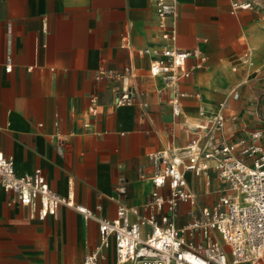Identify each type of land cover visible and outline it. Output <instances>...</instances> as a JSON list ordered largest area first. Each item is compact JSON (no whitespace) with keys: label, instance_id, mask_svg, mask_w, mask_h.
<instances>
[{"label":"crops","instance_id":"obj_1","mask_svg":"<svg viewBox=\"0 0 264 264\" xmlns=\"http://www.w3.org/2000/svg\"><path fill=\"white\" fill-rule=\"evenodd\" d=\"M154 1L0 0V151L18 174L40 168L55 192L106 218L119 205L142 207L155 189L168 194L152 183L155 156L171 149L184 156L204 132L196 129L207 122L201 111L223 114L214 140L236 145L235 155L250 144L264 150V0L236 10L234 0H179L175 45L205 57L179 80V116L162 78L149 73L153 56L139 53L162 44ZM123 78L131 79L130 104L116 103ZM208 173L205 184L185 172L195 198L178 202L177 225L219 195L216 172ZM9 195L0 186V264H81L99 245L97 224L72 208L39 219L8 204ZM102 251L99 264H130L117 262L112 241Z\"/></svg>","mask_w":264,"mask_h":264},{"label":"built area","instance_id":"obj_2","mask_svg":"<svg viewBox=\"0 0 264 264\" xmlns=\"http://www.w3.org/2000/svg\"><path fill=\"white\" fill-rule=\"evenodd\" d=\"M179 0H155L154 12L160 29L162 44L144 47L139 53L153 56L149 73L161 77L170 90L169 104L174 116L181 114L180 98L184 96L179 80L187 78L201 68L205 57L197 48L181 49L175 45V23ZM252 6L251 0H234L232 10ZM123 47H129L127 40ZM195 62L188 66V59ZM6 65L5 69L10 70ZM128 72V71H127ZM122 75L112 73L111 79ZM131 92L117 94V104H130ZM93 101V99H91ZM207 122L196 129L204 132L192 137L185 145V155L176 149L156 154V167L151 176L153 185H164L168 194L158 190L140 208L119 205L113 218L96 214L78 204L72 196L61 195L49 185L40 168L30 173L18 174L11 158L0 151V186L10 195L8 204L18 203L29 210V216L43 219L57 216L63 205L79 212L85 219L97 224L100 243L84 256L81 264H99L104 258L103 248L113 242L118 263L130 264H240L264 262V150L250 144L235 155L236 145L223 139L214 140L216 131L225 125L223 114H208ZM205 118V117H204ZM261 136L260 131L252 137ZM210 160L214 164H210ZM216 172L219 194L210 205L188 210L190 219L176 224L178 202L193 203L195 196L188 189L185 172L205 176L210 183L209 170ZM229 191L230 193L226 192ZM136 216L130 220L129 215Z\"/></svg>","mask_w":264,"mask_h":264},{"label":"water","instance_id":"obj_3","mask_svg":"<svg viewBox=\"0 0 264 264\" xmlns=\"http://www.w3.org/2000/svg\"><path fill=\"white\" fill-rule=\"evenodd\" d=\"M88 80H91L93 78V73H89L87 75ZM122 85H123V90L127 92H133L131 86V79L129 78H123L122 79Z\"/></svg>","mask_w":264,"mask_h":264},{"label":"rangeland","instance_id":"obj_4","mask_svg":"<svg viewBox=\"0 0 264 264\" xmlns=\"http://www.w3.org/2000/svg\"><path fill=\"white\" fill-rule=\"evenodd\" d=\"M196 183H197V185H200L201 184V180H196ZM201 200H203V199H201ZM205 200H203V202H204ZM263 264H264V262H263Z\"/></svg>","mask_w":264,"mask_h":264},{"label":"bare ground","instance_id":"obj_5","mask_svg":"<svg viewBox=\"0 0 264 264\" xmlns=\"http://www.w3.org/2000/svg\"><path fill=\"white\" fill-rule=\"evenodd\" d=\"M245 263L255 264V263H251V262H245Z\"/></svg>","mask_w":264,"mask_h":264}]
</instances>
